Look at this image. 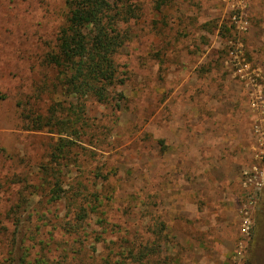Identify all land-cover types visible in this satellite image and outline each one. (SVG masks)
Listing matches in <instances>:
<instances>
[{"label": "rangeland", "instance_id": "1", "mask_svg": "<svg viewBox=\"0 0 264 264\" xmlns=\"http://www.w3.org/2000/svg\"><path fill=\"white\" fill-rule=\"evenodd\" d=\"M64 1L0 0V264L15 234L24 264H58L79 223L98 260L149 244L148 264H245L264 197V0H133L124 84L112 103L85 101L79 137L21 119L75 102L44 60ZM60 138L78 160L54 166Z\"/></svg>", "mask_w": 264, "mask_h": 264}, {"label": "trees", "instance_id": "2", "mask_svg": "<svg viewBox=\"0 0 264 264\" xmlns=\"http://www.w3.org/2000/svg\"><path fill=\"white\" fill-rule=\"evenodd\" d=\"M64 7V20L58 29L55 46L44 60L56 73L54 88L62 92L61 96L71 97L75 102H70L68 108L63 106V102H56L50 107L49 115L45 118L40 115L31 118L22 115L21 119L26 118L33 131L44 128L53 131L57 128V132H61L60 127L66 126L79 137L85 126V101L91 98L101 104L112 103L115 99L113 90L124 84L115 57L125 44L127 25L137 18L138 10L133 0H65ZM63 112L68 116V120L59 119ZM72 146V142L60 138L50 151V163L59 166L62 161H69L71 157L77 161L78 154ZM53 184L57 189L49 193V202L61 199L62 190L58 180H54ZM74 197L81 205L92 203L91 210L97 211L93 204L94 197L90 194L73 192L70 199L74 201ZM258 206L261 213L252 227L245 264H264V197L259 200ZM87 210L86 206L77 210L79 219L86 217ZM98 226H101L102 234L107 232V224L102 217ZM2 230L0 219V232ZM67 232L73 234L74 239L69 248L63 251L62 260L58 264H67L66 261L70 264H148L149 257L154 253V248L149 244L139 246L136 251L132 246L134 249L127 250L124 257L121 254L123 251L114 252L111 248L110 252L98 260L84 251L88 236L85 226L79 223ZM24 244L23 236L16 238L15 234L8 246L5 264H24Z\"/></svg>", "mask_w": 264, "mask_h": 264}]
</instances>
